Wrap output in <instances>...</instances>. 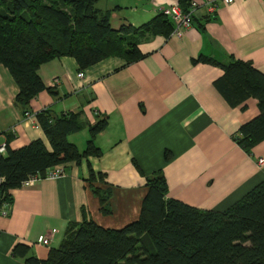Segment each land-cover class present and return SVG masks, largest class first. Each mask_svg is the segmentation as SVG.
I'll use <instances>...</instances> for the list:
<instances>
[{"label":"crops","instance_id":"crops-1","mask_svg":"<svg viewBox=\"0 0 264 264\" xmlns=\"http://www.w3.org/2000/svg\"><path fill=\"white\" fill-rule=\"evenodd\" d=\"M140 1L104 7L110 9V28L139 26L159 8L178 5V0ZM202 1L180 36L157 33L137 40L143 56L136 61L107 57L83 69L80 78L69 56L37 68L42 83L53 91L42 90L28 102L38 126L34 114L46 109L55 115L79 113L84 124L106 115L107 125L94 138L99 156L68 162L55 178L42 177L8 190L9 210L0 215V264H24L11 253L16 243L44 259L70 223L90 219L100 227L117 229L135 220L146 192L144 176L152 172H161L167 197L216 211L264 179L255 164L257 157L264 159V139L245 150L233 138L238 127L258 113L256 100L249 97L229 105L214 86L221 68L192 62L198 56L219 62L231 57L249 61L264 74V0L228 4L216 0L213 15ZM16 92L0 64V143L16 149L41 139L47 145L41 128L22 120L21 110L13 104ZM87 138L86 128L66 136L78 151ZM89 169L102 178L87 179ZM90 186L109 190L107 213L100 211ZM39 234L51 236L47 246L36 243Z\"/></svg>","mask_w":264,"mask_h":264},{"label":"trees","instance_id":"trees-1","mask_svg":"<svg viewBox=\"0 0 264 264\" xmlns=\"http://www.w3.org/2000/svg\"><path fill=\"white\" fill-rule=\"evenodd\" d=\"M98 2L0 0V64L17 87L13 104L22 116L38 92L53 93L37 74L42 63L69 56L83 71L107 57L133 62L143 56L137 40L157 33L166 36L172 29L170 20L160 12L139 26L112 29L110 9L98 7ZM178 6L186 11L187 0H178ZM196 61L221 68L214 86L229 105L249 97L256 100L258 113L238 127L235 142L248 150L264 139V74L249 61L231 57L219 62L198 56L192 60ZM34 115L47 145L41 139L16 149L6 145L5 155L0 156L3 201H10L8 190L19 187L28 175L43 177L51 166L100 155L94 138L106 127V115L85 124L75 112L55 115L46 109ZM82 128L88 138L78 151L66 136ZM96 178L101 179L102 174L89 169L87 179ZM144 186L139 214L124 226L103 228L90 219L70 223L57 247L50 248L44 259L28 254V246L21 243L12 247V255L24 264H264V179L221 211L167 197L160 171L144 176ZM90 191L97 197L100 211L107 213L109 190L90 186Z\"/></svg>","mask_w":264,"mask_h":264},{"label":"built area","instance_id":"built-area-1","mask_svg":"<svg viewBox=\"0 0 264 264\" xmlns=\"http://www.w3.org/2000/svg\"><path fill=\"white\" fill-rule=\"evenodd\" d=\"M221 3L228 4L233 0H219ZM188 6L186 11H182L181 8L177 4H171L167 6H163L159 8L158 12L162 13L165 17H167L171 24L172 29L170 31L171 35L180 36L183 31L191 25L190 18L192 12L200 5L199 0H187ZM202 5L205 7L208 15H213L217 4L216 0H203ZM83 71L78 70L76 73L77 77H82ZM56 82V81H55ZM22 120L25 122H29L33 128H40L33 117V114L30 111H25L22 116ZM6 152V144L4 142L0 143V156H4ZM255 164L259 169L264 173V159L262 157H257L255 160ZM63 173V167L61 165H54L47 169L46 173L43 177L55 178L59 174ZM39 176L36 175H28L24 180L20 182V186L31 183L34 180H37ZM3 177L0 176V183L2 182ZM9 202L3 201L0 197V215L5 216L9 210ZM51 236L45 234H39L36 237V243L47 246Z\"/></svg>","mask_w":264,"mask_h":264},{"label":"rangeland","instance_id":"rangeland-1","mask_svg":"<svg viewBox=\"0 0 264 264\" xmlns=\"http://www.w3.org/2000/svg\"><path fill=\"white\" fill-rule=\"evenodd\" d=\"M130 4L135 3V0H129ZM144 0H141L140 3H142ZM115 3H120V5L122 6L124 4V0H100L97 3V6L100 8H104V7H109L114 5ZM127 5V4H126Z\"/></svg>","mask_w":264,"mask_h":264}]
</instances>
